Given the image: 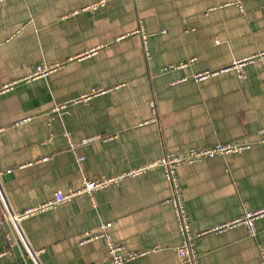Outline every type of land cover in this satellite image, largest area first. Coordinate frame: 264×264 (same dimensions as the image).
<instances>
[{
  "label": "crops",
  "instance_id": "crops-1",
  "mask_svg": "<svg viewBox=\"0 0 264 264\" xmlns=\"http://www.w3.org/2000/svg\"><path fill=\"white\" fill-rule=\"evenodd\" d=\"M96 1L0 0V90L40 62H64L47 77L0 91V217L77 190L82 172L112 176L217 142L250 148L177 167L192 231L264 208L263 65L246 64L243 78L235 71L194 78L264 50V0H241L244 13L229 0H106L85 9ZM140 26L148 33V59ZM91 89L102 92L71 102ZM65 132L75 144L93 138L77 148L82 170ZM171 194L154 168L96 192L94 203L81 193L20 227L42 264H110L103 239H77L98 233L103 222L112 223L121 253H142L123 264H184L175 252L180 235L166 201ZM253 222L255 237L244 225L199 236V264H258L264 215ZM7 230L0 229V264H25Z\"/></svg>",
  "mask_w": 264,
  "mask_h": 264
},
{
  "label": "built area",
  "instance_id": "built-area-1",
  "mask_svg": "<svg viewBox=\"0 0 264 264\" xmlns=\"http://www.w3.org/2000/svg\"><path fill=\"white\" fill-rule=\"evenodd\" d=\"M106 0H98L86 6L85 9L96 10L99 7L105 5ZM227 4L235 5L240 13H244L241 0H229ZM141 38V48L146 59L149 58V47H148V33L144 31L142 26L137 30ZM259 62L264 68V50L254 53L250 56L233 61L228 66H225L219 70L206 71L201 74H196L194 78L196 80L203 79L209 75H215L219 72L235 71L239 78L244 77V66L249 63ZM64 62L55 61L52 63L40 62L37 64L31 72L19 81H29L37 78H44L51 73L59 70L63 66ZM182 65V64H181ZM14 81L6 86H4L0 91L9 90L12 86L19 82ZM102 90L91 89L88 92H84L73 98L72 103H86L93 96L101 93ZM149 105L152 109L155 107L154 101H149ZM59 109L55 107L54 110ZM27 119L21 121L25 122ZM264 131V130H263ZM65 136L69 142L70 148L73 150L75 155V160L80 170H82V162L84 156L77 152V148L93 140V138L84 139L79 144L71 142L68 132H65ZM250 148L248 143H235V142H217L210 146L204 147H191L182 152L168 153L164 154L160 158L155 160L140 164L134 168L127 171L112 175V176H98L94 178H88L83 172L81 176V183L77 190L64 194L60 191H56L53 197L45 202H42L36 206L25 209L21 213H12L10 211H2L0 217V229L3 225L8 226V230L5 233L6 241L9 245L14 244L17 239H20L24 247L26 248L27 254L23 255V260L25 264L27 259H29L33 264H42L39 257V252L32 249L29 245L26 236L24 235L21 227L20 221L28 216L43 212L64 202H67L74 198L76 195L85 193L87 194L92 202L94 203V194L100 190L107 187L118 185L128 178H134L141 174L146 173L154 168H159L163 171L165 180L169 183L172 194L167 202L171 203L174 211L175 220L177 223V228L180 235V242L175 246V252L181 262L184 264H199L198 254L196 253L194 242L195 240L209 232H220L229 227L236 225H244L247 229V233L250 237H255L256 231L254 227V220L260 216L264 215V208L257 210H245L241 216L235 218L229 222L213 226L209 230L202 232H193L189 222L186 210L184 208L183 200L178 186V178L176 174L177 167L182 164H194L200 160L206 158H213L216 156H226L230 154L242 153L243 151ZM10 171V170H7ZM1 173V172H0ZM1 195V192H0ZM111 222H103L99 225V232L92 234L88 231L82 232L77 236L80 244L92 241L97 238L103 239L105 243V248L110 256V264H123L130 261L142 253H121V247L116 245L110 236ZM27 258V259H26ZM258 264H264V250L258 246Z\"/></svg>",
  "mask_w": 264,
  "mask_h": 264
},
{
  "label": "water",
  "instance_id": "water-1",
  "mask_svg": "<svg viewBox=\"0 0 264 264\" xmlns=\"http://www.w3.org/2000/svg\"><path fill=\"white\" fill-rule=\"evenodd\" d=\"M12 250L18 256L19 255L20 256H23V255H26L27 254L26 248L24 247V245L22 244V242H21L20 239H17L15 241V243L12 245ZM29 264H33V263L31 262Z\"/></svg>",
  "mask_w": 264,
  "mask_h": 264
}]
</instances>
